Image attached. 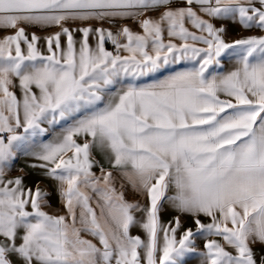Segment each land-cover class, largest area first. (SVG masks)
Returning <instances> with one entry per match:
<instances>
[{
    "label": "snow or ice",
    "instance_id": "snow-or-ice-1",
    "mask_svg": "<svg viewBox=\"0 0 264 264\" xmlns=\"http://www.w3.org/2000/svg\"><path fill=\"white\" fill-rule=\"evenodd\" d=\"M0 32V264H264V0H0Z\"/></svg>",
    "mask_w": 264,
    "mask_h": 264
},
{
    "label": "crops",
    "instance_id": "crops-1",
    "mask_svg": "<svg viewBox=\"0 0 264 264\" xmlns=\"http://www.w3.org/2000/svg\"><path fill=\"white\" fill-rule=\"evenodd\" d=\"M149 15L151 16H156L158 15L157 13H149ZM93 26H100L98 22H92ZM124 23H127L133 31L136 32H140L141 29L138 27L137 24H135L132 21H124ZM220 22H217L218 26H219ZM67 27L74 29L76 27H83V26H87L86 24H82L80 22H68L66 24ZM104 27H111L110 25H103ZM190 27V26H189ZM227 28H228V32L226 35V39L228 41H232L235 39H239V38H243L249 35H260L262 33H260L258 30H245L243 29L239 24H233L231 22L227 23ZM29 32H35L36 35L40 36V37H45L48 35H52L54 34L56 31H59V29L57 27H51V28H47V29H43L41 30L38 27H32L28 30ZM3 32H0V35H3ZM74 38L79 41L81 39V33L79 32H75L74 33ZM165 39H167V37H165ZM61 41L62 44L66 42V37H61ZM95 37H90V43L95 46ZM108 45H111L110 42L106 43V48ZM42 51H45V46H44V40L41 39V41L39 42L38 45ZM78 46V45H77ZM112 46V45H111ZM199 46H203V45H199ZM110 51V50H109ZM190 66V65H189ZM225 67L227 69H230L232 67V62L225 60ZM94 155L96 156V158L98 160H102V156L101 154L94 150ZM36 163V161H34L31 157L28 156H21L15 163V168L14 170H12L10 172V176L11 177H15L17 175H24V183L27 187L30 188H35V186L37 184H39V186L46 192L50 193L49 196V200L51 203V208L46 209L47 211L50 212V214L59 211L61 214L63 213V209H62V205L60 204V200L58 197V194L56 192V182L50 179H44L42 178L40 171L38 169H33L30 168L29 165ZM21 170H23V172H21ZM95 171L98 172V169H94ZM127 198L132 201L133 199H138L140 200V202L144 205L147 204V200L146 198L143 197H133L132 195H128ZM93 206H95V199H93L92 201ZM166 211H164L161 214V222L167 224L169 221L172 220V217L174 215H176L175 212H173L171 209L168 208L167 205H165ZM137 219H141V214L137 213ZM182 224L184 225V227H192L191 221L188 220L187 218L182 217ZM131 234L132 235H139L142 238L144 237V232L143 230L137 225L135 227H133L131 229ZM179 236V233H178ZM89 239H92V237H86ZM93 242H96L95 240ZM205 243V240L203 238H199L197 240V244H198V248L200 250H203V245ZM188 264H199V259L198 258H192L189 260Z\"/></svg>",
    "mask_w": 264,
    "mask_h": 264
},
{
    "label": "built area",
    "instance_id": "built-area-1",
    "mask_svg": "<svg viewBox=\"0 0 264 264\" xmlns=\"http://www.w3.org/2000/svg\"><path fill=\"white\" fill-rule=\"evenodd\" d=\"M107 49L110 50V51H113V50H114V49H113V46H111V45H108V46H107Z\"/></svg>",
    "mask_w": 264,
    "mask_h": 264
}]
</instances>
